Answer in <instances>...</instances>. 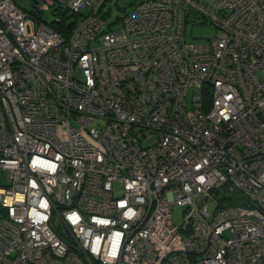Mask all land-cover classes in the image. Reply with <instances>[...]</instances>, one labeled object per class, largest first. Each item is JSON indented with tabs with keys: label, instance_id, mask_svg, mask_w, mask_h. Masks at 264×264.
Returning <instances> with one entry per match:
<instances>
[{
	"label": "built area",
	"instance_id": "2783aa9c",
	"mask_svg": "<svg viewBox=\"0 0 264 264\" xmlns=\"http://www.w3.org/2000/svg\"><path fill=\"white\" fill-rule=\"evenodd\" d=\"M108 1L0 0V264H264V0Z\"/></svg>",
	"mask_w": 264,
	"mask_h": 264
},
{
	"label": "rangeland",
	"instance_id": "374dc122",
	"mask_svg": "<svg viewBox=\"0 0 264 264\" xmlns=\"http://www.w3.org/2000/svg\"><path fill=\"white\" fill-rule=\"evenodd\" d=\"M14 3L20 7L30 9L38 0H13ZM130 0H109L103 10H107L109 8L110 15L107 17L108 21L112 24L113 29H117L120 26V21L116 20L117 17H121L126 11L131 9V5H129ZM127 4V5H126ZM126 7V8H125ZM55 14L53 12V8H49L40 14L41 20L44 21H52L55 19ZM217 28L214 27L208 20H204L200 16H188V21L186 22L185 28V38L188 41L193 42H207L210 41L213 36L217 33ZM195 92H199L198 87H190L187 90V97H191V95ZM64 130H61V136H64ZM4 173H0V179L3 181ZM119 189L116 188L115 192H118ZM173 221L174 223H178L183 218L182 207L172 206L171 208Z\"/></svg>",
	"mask_w": 264,
	"mask_h": 264
},
{
	"label": "trees",
	"instance_id": "16d2710c",
	"mask_svg": "<svg viewBox=\"0 0 264 264\" xmlns=\"http://www.w3.org/2000/svg\"><path fill=\"white\" fill-rule=\"evenodd\" d=\"M57 27L59 28V26H57ZM57 27H56V28H57ZM67 32H68V31H67ZM67 32H65V31L63 32V31H62L63 35H66Z\"/></svg>",
	"mask_w": 264,
	"mask_h": 264
},
{
	"label": "water",
	"instance_id": "95a60500",
	"mask_svg": "<svg viewBox=\"0 0 264 264\" xmlns=\"http://www.w3.org/2000/svg\"><path fill=\"white\" fill-rule=\"evenodd\" d=\"M189 10H190V11H192V12H194V9H193V8H191V7L189 8Z\"/></svg>",
	"mask_w": 264,
	"mask_h": 264
}]
</instances>
